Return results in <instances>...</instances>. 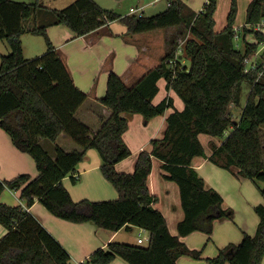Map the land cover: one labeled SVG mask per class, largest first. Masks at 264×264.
<instances>
[{"label": "trees", "instance_id": "16d2710c", "mask_svg": "<svg viewBox=\"0 0 264 264\" xmlns=\"http://www.w3.org/2000/svg\"><path fill=\"white\" fill-rule=\"evenodd\" d=\"M216 10L217 0H208L199 13L182 0H169L166 10L150 17L122 18L102 9L94 0H77L64 10L47 8L40 0H0V41H7L11 48L9 55L1 57L0 128L17 150L32 156L38 171L35 178L22 174L0 180V225L7 230L0 240V264H72L67 250L29 212L36 201L70 223L91 222L113 232L138 227L150 234L147 247L111 242L96 250L85 264H111L117 258L128 264H178L181 257L200 260L203 251L190 249L182 238L194 232L210 236L216 221L233 220L235 215L232 209L223 208V196L207 189L192 167L195 157H206L201 134L223 138L231 128L220 146L212 145L209 161L264 186V65L246 70V62L264 39L259 37L257 44L246 43L244 51L239 50L234 43L238 34L234 29L237 0H232L227 25L219 33L215 31ZM31 19L35 25L26 28L25 23ZM117 20L126 24L129 36L184 27L191 35L184 47L190 66L182 64L181 57L177 63H170L174 47L133 86H127L121 76L110 71L106 94L99 102L112 114L108 119L99 116L100 128L93 133L76 117L88 94L76 87L48 29L65 26L80 38ZM263 20L264 0H252L246 25L257 26ZM243 31L248 33L246 26ZM26 32L45 38L46 52L42 56L25 58L21 38ZM162 79L166 90L174 91L184 103L182 111L174 108L170 97L153 104ZM245 82L251 90L240 119L235 120L233 109L241 108ZM171 108L174 112L167 118L163 138L153 139L152 150L138 155L132 174L119 173L116 165L132 155L124 141L129 129L125 115H141L148 123ZM62 135L81 150L66 152L58 143ZM42 140L49 141L52 150L45 149ZM91 149L99 153L101 172L117 190V200L76 202L64 186L67 177L73 184L78 183V167ZM154 159L161 162L164 179L176 183L180 190L185 217L178 224L177 235L171 234L165 216L155 208L158 197L149 190ZM6 189L19 192L25 206L3 203L1 195ZM260 191L264 199V187ZM255 211L260 220L255 235L244 233L240 243L229 244L219 250L217 257L207 259L209 264H262L264 204Z\"/></svg>", "mask_w": 264, "mask_h": 264}, {"label": "rangeland", "instance_id": "374dc122", "mask_svg": "<svg viewBox=\"0 0 264 264\" xmlns=\"http://www.w3.org/2000/svg\"><path fill=\"white\" fill-rule=\"evenodd\" d=\"M13 1L23 2V3H35L37 0H13ZM76 1L77 0H40L43 6L56 10H64L70 7ZM94 1L102 9L107 11H112L117 15H120L122 18L131 16L132 13L136 12L137 9L138 10L144 9V14L146 17H150L167 9L166 0H161L159 2H156V0H94ZM251 1L252 0H237V17L235 20L234 29L238 33L237 34L238 38L235 39L234 43L236 48H238L241 51H244L246 45V43H244L246 39L243 40L244 35L245 38H249V40H251L249 42L250 44L253 45L258 43L259 37L264 39V20L262 21V23H260L257 26L246 25L247 9ZM190 2L192 3V9L195 11H199L200 9H202L204 3L205 2L207 3V0H190ZM231 9H232V0H217V10L214 15V20L216 22L215 23L216 32L219 33L223 31L224 28L226 27L228 22V16L231 12ZM40 24L41 23H38L37 25L40 26ZM34 25H35L34 19H31L30 21L25 23L26 28L33 27ZM245 26L248 30L247 34L244 33L243 31ZM183 30H185L184 27L170 28L168 30L161 29L148 33L138 34L135 35L136 36L135 37V36H129L127 34L128 29L126 24L121 20H117L112 22L110 26L102 27L99 30V35L89 37L87 40L73 42L68 46V48H63V50L61 51L64 54H67L68 57L73 55L78 57V62L80 64L77 65L76 71L73 72L75 79L79 78V81L81 80L82 82H84L83 86L86 89V91H88L89 93L96 92V94H99L101 88H105V89L107 88V75L106 73L102 72V68H100L101 61L107 58L109 59L108 61L110 62L111 65H113L114 68L118 67V69H120L121 65L125 62L126 57L129 54L127 53V51L131 50L130 49L131 47L129 46H134L137 50H139L142 48L141 46L144 43H146L145 40L148 41L147 43L150 42L149 44L151 45V49H149L148 52L144 51L149 57L146 60V62H148L146 63V67H149V64H151L150 67H152L153 63H160L166 51H171L174 47L176 49L175 51L182 49L181 53H179L181 54L179 56V58L181 57L180 58L181 63L190 66V62L185 58L186 55L184 53V47L186 45V41L191 37V35L189 32L186 34V36L180 35V33ZM56 32L59 35L61 34L59 33L58 29H56ZM59 35L55 34L54 36L55 43H61L62 41H64L63 37ZM126 38L130 39L131 42L137 40L138 41L134 45L127 42ZM21 40L23 47H25L24 55L27 59L40 57L46 52V41L45 38L42 36H35L29 32H26L22 36ZM10 53H11V48L7 43V41L5 40L0 41V66H1V57L9 55ZM261 64L264 65V42L259 45L254 55L246 62V70L247 71L254 70ZM94 69H97V73L94 72ZM89 70H93V74L89 75L88 73ZM117 74L122 76L123 72L121 73L117 72ZM163 82L164 81H162L160 84L162 89L164 88ZM250 90H251V85L248 82H245L243 84L241 108L233 109V117L235 120L240 119L242 108H244L246 105ZM162 97H163V93L161 90V93L158 95L155 102H157V100H160ZM178 102L183 103L180 100H178ZM137 116H140L139 118H143L141 115H137ZM151 128L152 127H149L148 130H151ZM261 130H262L263 143H264V125L261 127ZM231 132L232 129L230 128L223 136V139H226L231 134ZM139 135L146 137L148 133L146 132V130L141 131L138 127H136V125L133 124L129 129V133H128V137L130 138L129 141L132 147H134L135 145H137V143L140 142L141 138ZM211 139L215 140L216 143L221 141L220 138H214L208 135L203 136L202 141L207 152L210 151L209 141ZM43 145L45 149L49 151L52 150V144L49 141L43 140ZM90 155L94 156L91 159L92 161L91 165H94L96 160L101 161L100 155L95 149L90 150ZM94 158L96 160H94ZM152 171H153L152 172L153 185H155L156 190L159 191V194L157 196L159 198H162L164 197V194L162 193V190L164 189L163 183L167 182V184H169V182L166 181L162 176V170L157 161L154 162ZM222 172H224V174H226L229 178H233L230 177L231 175L228 172H226V170ZM37 174L38 173L34 172V176L31 177L35 178ZM76 176H78V173L76 174ZM78 179L79 177L77 178V180ZM231 180H234L233 182L235 184V187L234 190H230V189L225 190V193L228 195L226 198L227 199L226 208H232V210L236 212L237 216L235 215L236 217L233 220H227V221L225 220L224 222L216 221L213 234L210 236L202 232H194L192 237H190V239L188 240L187 246L192 250L203 251L202 258L200 260H192L183 257L180 260V263L186 262V264H209L207 259H214L215 257H217L219 252L218 249L225 248L226 246H228L229 243H235V244L240 243L242 239L241 227L244 223L247 222L250 223L251 225H255V229H256V218L259 217L255 211V207L264 204V199L260 191V189L263 188L264 186L260 183L257 184L251 180H247L244 183H241L236 178ZM71 184L73 186L77 185V184H73L72 182ZM70 186L71 185L69 184V187ZM169 186H174L176 191L177 188L176 184L173 183V185H169ZM169 189L170 191H172L171 187ZM74 195H76V193ZM98 195L93 197H100V199L105 198L106 201L117 200L119 197V194L115 189V187L108 181H105L103 187L102 186L99 187ZM171 200L172 199H169L167 201L163 200V201L166 205H168L170 204ZM252 217L255 218L254 224H252ZM229 234L232 236H236V238H233L231 242L226 244L225 239ZM248 235H250V233ZM254 235L255 234H251L250 236H254ZM140 237L145 239V241L142 245L139 244V246L147 247L149 241H147L146 239L150 237L149 233L140 231V229H136L133 233L128 232L126 230L121 231V233L118 235L117 241L115 242L124 241L128 244L137 245V240ZM75 259L76 261L72 260V264H77L81 258H79L78 256Z\"/></svg>", "mask_w": 264, "mask_h": 264}, {"label": "crops", "instance_id": "0c3cea01", "mask_svg": "<svg viewBox=\"0 0 264 264\" xmlns=\"http://www.w3.org/2000/svg\"><path fill=\"white\" fill-rule=\"evenodd\" d=\"M159 1L161 0H158V1L156 0V2H159ZM166 1H167V7H168L169 0H166ZM182 1L191 10H193L192 3L190 2V0H182ZM202 10H203V7L199 11H195V10L193 11L196 13H199ZM138 14H142V16L143 15L145 16L144 9L143 10L137 9L136 12L132 13V15H138ZM110 25L111 23L107 26H110ZM101 28H99L98 30L86 36L80 37V38H75L74 33L65 26H53L48 29L49 37L51 38V41L53 45L57 48V50L58 51L60 50L59 52L61 54L63 62L66 65L69 73L71 74L76 87L79 90L88 94L87 101L79 109L76 117L79 121L89 126L93 133H96L100 128V123L98 119L99 116L104 117L105 119H108L112 114V112L109 109H107L105 106H103L99 102V100L105 96L106 89L101 88L99 94H96V92L89 93L88 91H86V89L83 86L84 82H82L81 80L79 81V78L75 79L73 75L74 74L73 72L76 71L77 65L80 64L78 62V57L74 55L68 57V55L64 54L61 50H63V48H68V46L73 42L87 40L89 37L99 35V30ZM176 28H182V27H176ZM56 29H58L59 33H61L60 35L56 32ZM55 34L62 36L64 41H62L61 43H55L54 42ZM186 34L187 32L185 30H183L180 33V35H185V36ZM243 40H245L244 43H250L249 41H251L249 40V38H245V35L243 37ZM126 41L135 45L138 40L131 42L130 39L126 38ZM145 42L146 43H144L141 46L142 48L139 50H137L134 46H129L131 47L130 48L131 50L127 51V53L129 54L126 57L125 62L121 65L120 69H118V67L114 68L113 65H111L110 62L108 61L109 59L107 58L101 61L100 68H102V72L106 73L107 78H108V74L110 71H113L116 74L117 72L118 73L123 72L121 77L123 78L126 85L127 86L135 85L150 70L154 69L155 67L159 65V63H153L152 67H150L151 64H149V67H146V63H148L146 62V60L149 58L146 52H148V50L151 49V45L149 44L150 42L147 43L148 42L147 40H145ZM23 48L25 49V47ZM167 53H169V51H166L163 57H165ZM94 72L97 73V69H94ZM88 73L89 75L93 74V70H89ZM162 81H164L163 89L160 86ZM165 87H166V81L164 79L160 80L159 81V89H160L159 94L161 93V90H162L163 97L160 100H157V102H155L159 95L158 94L153 100V104L158 105L166 97H170L174 101V108L176 110L182 111L184 109V103L178 102V100L181 101V99L177 96V94L172 90L167 91ZM173 112H174V109L171 108L167 110L165 115L158 116L152 119L148 123L144 122V118H139L140 116H137V115L127 116L128 121H129V129L134 124L141 131L146 130L148 135L144 137V136H140L141 135L140 134L139 135L141 138L140 142L137 143V145H135L134 147H132L129 141L130 138L128 137L129 129L124 134V141L126 142L128 147L131 149V151L132 150L134 151H132V155L128 159L116 165V170L119 173L132 174L134 172L135 163L137 161L138 155L142 151L150 152L152 150L151 141L153 139L163 138L164 133L167 128V118ZM149 127H152L151 130H148ZM203 136L205 135L201 134L199 136V139L202 145H203V141H202ZM222 139L223 138H220L221 141H219L218 143H216L215 140L211 139L209 141L210 143L209 152L206 151L203 145L207 158L206 157H195L192 161V167L198 172L199 176L204 180L207 189L216 190L223 196L224 209H232V208H226L227 207L226 198L228 195L225 193V190L226 189L234 190V187H235V184L233 182L234 180H231V179L236 178L241 183H244L247 180L241 179L226 170V172H228L231 175L230 177H233V178H229L226 174H224V172H222L224 171L222 168L216 166L215 164L209 161L208 158L212 155V148H211L212 145L220 146L222 142L225 140V139L223 140ZM58 143L66 152H71L73 150H81V148L77 144H75L71 139H69L65 135H62L58 139ZM42 144H43V140H42ZM92 157L94 156L90 155V150H89L85 160L78 167V172H77L78 176H76V179L79 177L78 179L79 183L76 186H73L71 184V179L69 177L65 178L63 181V184L67 188V190L70 192L72 199L76 202L81 201L85 198L88 200H94V201H103V200L106 201L105 198L100 199V197H93V196L98 195L99 187L100 186L103 187L105 181L107 180L103 177L102 172H101L102 160L98 161L94 158V160H96L95 164L91 165ZM155 161L159 163L160 168H161V162L158 159L153 160V166H154ZM34 172L38 173L36 169L35 161L32 158V156H30L29 154L22 153L19 150H17L13 146L9 135L0 128V180L1 181L2 180H12L13 178L19 175H22V174H29L30 176H34ZM163 174L164 172L162 171V176ZM81 179H82V182H81ZM168 182L169 184H167V182L163 183L164 189L162 190V193L164 194V197L162 198H159L157 196L159 194V191H157L156 186L153 185L152 173L148 179V186H149L150 193L158 197V202L155 204V208L161 211L163 215L165 216L171 234L177 235L178 224L181 221H183L185 214H184V211L181 205L179 187L174 182H171V181H168ZM173 183L176 184V187H177L176 191H175L174 186H169V185H173ZM69 184L71 185L70 187H69ZM170 187L173 193L172 191H170L169 189ZM75 193L76 195H74ZM169 199H172V200L170 204L166 205L163 200L167 201ZM1 201L9 206H23V207L25 206V203L20 199L19 192L10 190V189H6L2 193ZM29 212L33 216H35V218L51 233V235L62 244V246L70 254L72 260L76 261L75 258L79 256V258H81L79 262L87 260L96 250L104 249L107 247L109 243L117 241L118 235L121 233V231L125 230V229H122L118 232H113V231L100 229L91 222L84 223V224H74L70 222L67 223V221L64 222V220L59 219L55 217L54 215H52L39 201L35 202V204L29 209ZM235 215H236V212H235ZM235 215H234V218L237 216ZM254 221H255V218L252 217V224H254ZM259 221H260L259 218H256V229H255V225H251L250 223H247V222L244 223L241 227L242 238H243L244 233H247V234L250 233V235L255 234L256 233L255 230L257 231ZM221 222H224V221H221ZM136 229H140V228L132 227V229L128 230V232L133 233ZM140 231L147 232L143 229H140ZM6 233H7V230L3 226L0 225V240L6 235ZM193 234H191L190 236L186 238H182V241L187 245L188 240L190 239V237H192ZM233 238H236V236H232L230 234L227 235V238L225 239L226 244L231 242ZM118 242L126 243L124 241H118ZM229 244H235V243H229ZM132 245H135V244H132ZM137 245H139L138 240H137ZM219 250L220 249H218V251ZM182 258L183 257L179 259L178 264H186V262L180 263V260ZM111 264H128V263L125 262L121 258H117ZM262 264H264V258H263Z\"/></svg>", "mask_w": 264, "mask_h": 264}, {"label": "built area", "instance_id": "2783aa9c", "mask_svg": "<svg viewBox=\"0 0 264 264\" xmlns=\"http://www.w3.org/2000/svg\"><path fill=\"white\" fill-rule=\"evenodd\" d=\"M158 1V0H157ZM139 13V12H138ZM138 16H142V14H138ZM237 38H238V36H237ZM236 38V39H237ZM181 51H182V49H179L178 51H176L175 52V56H174V58L170 61V63L171 64H174V63H177V61L179 60V56L181 55V54H179V53H181ZM146 240H148L149 241V239H146ZM144 241H145V239H143L142 237H140L139 239H138V243L140 244V245H142L143 243H144ZM77 264H85V262L84 261H81V262H78Z\"/></svg>", "mask_w": 264, "mask_h": 264}]
</instances>
